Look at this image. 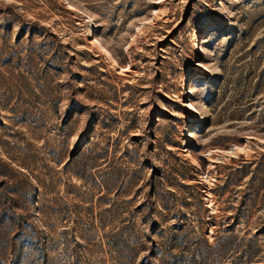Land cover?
I'll use <instances>...</instances> for the list:
<instances>
[{
	"label": "rangeland",
	"instance_id": "obj_1",
	"mask_svg": "<svg viewBox=\"0 0 264 264\" xmlns=\"http://www.w3.org/2000/svg\"><path fill=\"white\" fill-rule=\"evenodd\" d=\"M262 222L264 0H0V264H264Z\"/></svg>",
	"mask_w": 264,
	"mask_h": 264
},
{
	"label": "trees",
	"instance_id": "obj_2",
	"mask_svg": "<svg viewBox=\"0 0 264 264\" xmlns=\"http://www.w3.org/2000/svg\"><path fill=\"white\" fill-rule=\"evenodd\" d=\"M232 224H234V223H232ZM232 224L229 223L228 226H229V227H233ZM255 232L258 233V234H259V233H260V234H261V233L264 234V222H262V224H260L259 226H256V228H255Z\"/></svg>",
	"mask_w": 264,
	"mask_h": 264
},
{
	"label": "bare ground",
	"instance_id": "obj_3",
	"mask_svg": "<svg viewBox=\"0 0 264 264\" xmlns=\"http://www.w3.org/2000/svg\"><path fill=\"white\" fill-rule=\"evenodd\" d=\"M191 105H192L191 102H188V103H187V106H189L190 108H191ZM185 141H186V140H185Z\"/></svg>",
	"mask_w": 264,
	"mask_h": 264
}]
</instances>
